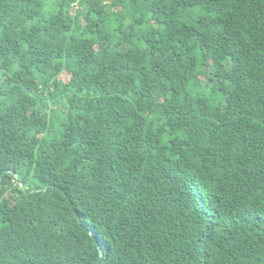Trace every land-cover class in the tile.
<instances>
[{"label":"trees","instance_id":"16d2710c","mask_svg":"<svg viewBox=\"0 0 264 264\" xmlns=\"http://www.w3.org/2000/svg\"><path fill=\"white\" fill-rule=\"evenodd\" d=\"M0 264H264V0H0Z\"/></svg>","mask_w":264,"mask_h":264}]
</instances>
